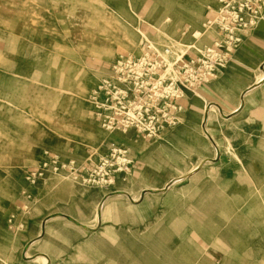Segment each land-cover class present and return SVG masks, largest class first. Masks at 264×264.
I'll list each match as a JSON object with an SVG mask.
<instances>
[{"label":"rangeland","instance_id":"1","mask_svg":"<svg viewBox=\"0 0 264 264\" xmlns=\"http://www.w3.org/2000/svg\"><path fill=\"white\" fill-rule=\"evenodd\" d=\"M0 264H264V0H0Z\"/></svg>","mask_w":264,"mask_h":264},{"label":"built area","instance_id":"2","mask_svg":"<svg viewBox=\"0 0 264 264\" xmlns=\"http://www.w3.org/2000/svg\"><path fill=\"white\" fill-rule=\"evenodd\" d=\"M251 6H249V9ZM187 71V70H185ZM189 75V74H188ZM208 76V75H207ZM206 76V77H207ZM189 76L188 78H185L186 83L189 84V86H193V88L199 87V85L203 82L202 75L197 76L198 78L194 77L192 80H190ZM205 77V78H206ZM190 80V81H189ZM110 113L105 115V108L103 109V114L101 116L104 117V121L109 125H116L117 127H121L122 129L132 128L134 129V126H137L138 124H142V121H145L149 124V120H152L149 116L146 117V119H141L138 115L140 114V110L138 112L134 111V101H126L122 103H117L115 107L109 106ZM175 106H172L170 108V105L167 104V108L172 110ZM151 108H153V103L147 104L144 111H149ZM139 127V125L137 126ZM153 134V132H150ZM117 151V149L115 150Z\"/></svg>","mask_w":264,"mask_h":264},{"label":"bare ground","instance_id":"3","mask_svg":"<svg viewBox=\"0 0 264 264\" xmlns=\"http://www.w3.org/2000/svg\"><path fill=\"white\" fill-rule=\"evenodd\" d=\"M26 5H27V7L28 8H25L24 9V20H25V22H30V23H38V21H40V20H42V18H41V16H40V13L39 12H37V11H35V9L34 10H31L30 9V6H31V3L30 2H28V1H26ZM5 10V9H4ZM15 15V14H14ZM1 17H3V16H1ZM3 18H5V17H3ZM8 19V18H7ZM2 20V19H1ZM63 20V19H62ZM5 21V20H4ZM13 23V22H12ZM63 23V22H62ZM11 25H13V24H11ZM83 26H85V25H83ZM14 28V27H13ZM18 28V27H17ZM42 29V28H41ZM40 29V30H41ZM13 30V29H12ZM29 30H31V29H29ZM36 33V32H35ZM34 33V34H35ZM41 33V32H40ZM49 33V32H48ZM37 35V34H36ZM35 35V36H36ZM46 35V34H45ZM40 36V35H39ZM62 43V42H61ZM121 43V42H120ZM56 44V43H55ZM126 44H127V42H126ZM129 46V45H128ZM57 47H59V46H57ZM119 48V45H117L116 46V48L115 49H118ZM129 49V48H128ZM130 49H131V47H130ZM62 70V69H61ZM243 99V98H242ZM210 110L211 109H206V115H205V117H206V119L204 120V124H206V122H207V118H208V114L210 115ZM206 126V125H205ZM205 129H206V127H205ZM204 129V132H206V130ZM202 165V164H201ZM200 166V165H199ZM176 181L175 180H173V181H171V182H169L168 183V185H167V187H170V186H172L174 183H175ZM167 187H166V189H167ZM161 191V190H160ZM157 192H158V190H157ZM159 193V192H158ZM143 195L144 194H142L141 195V197L139 198V199H142V197H143ZM107 199V198H106ZM106 199H103L102 201H101V204H100V208H99V210L100 209H102V206H103V204L105 203V201H106ZM139 199H135L133 202L135 203V202H137V201H139ZM101 211V210H100ZM100 213V212H99ZM100 215V214H99ZM44 224H45V222H43V224H42V233L44 234ZM96 228H97V226H96ZM95 227L94 228H90V230H92V231H94L95 229H96ZM42 234V235H43Z\"/></svg>","mask_w":264,"mask_h":264},{"label":"crops","instance_id":"4","mask_svg":"<svg viewBox=\"0 0 264 264\" xmlns=\"http://www.w3.org/2000/svg\"><path fill=\"white\" fill-rule=\"evenodd\" d=\"M259 51L260 52H262L263 53V49L262 48H259ZM168 185V184H167ZM154 194H158L157 193V190H151ZM98 225H99V223H98ZM44 228H45V224H44ZM44 231H45V229H44ZM95 231V230H94ZM99 239V238H98ZM97 238L95 239V242H98L97 240H98ZM37 241V240H36ZM36 241H34V242H36ZM107 249V251H109V247H107L106 248ZM37 258H40L39 256H36ZM42 257H44V256H42ZM44 258H46V257H44Z\"/></svg>","mask_w":264,"mask_h":264}]
</instances>
